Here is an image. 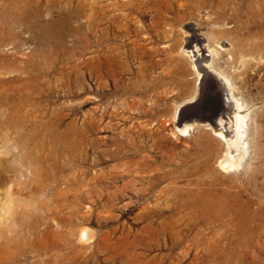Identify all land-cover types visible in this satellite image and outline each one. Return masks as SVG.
Returning a JSON list of instances; mask_svg holds the SVG:
<instances>
[{"label":"rangeland","instance_id":"rangeland-1","mask_svg":"<svg viewBox=\"0 0 264 264\" xmlns=\"http://www.w3.org/2000/svg\"><path fill=\"white\" fill-rule=\"evenodd\" d=\"M24 1L0 0V169L9 183L8 169L29 163L17 148L24 142L8 125L13 116L31 137L25 142L35 150L31 169L42 159L49 178L42 192L32 181L12 187L8 222L26 227L14 243H0L3 264H259L264 232H243L231 212L247 170H223L226 142L205 127L183 135L174 113L199 87L183 52L198 27L215 49L211 68L231 81L248 114L244 163L259 166L257 183L248 189L258 211L257 200L264 198V0H129L111 11L116 21L101 45V31L87 23L95 17V0ZM30 1L43 22L79 3L83 11L72 25L59 27L57 37L37 24L4 18L10 3ZM30 75L41 76L40 93L32 95L36 109L19 100ZM50 118L62 119V129L75 123L81 130L77 162L67 161L46 134ZM73 168L81 183L76 216V197L65 193L63 182ZM40 202L47 204L44 213ZM35 207L48 218L42 234L39 220L24 213ZM83 229L91 232L88 239H79Z\"/></svg>","mask_w":264,"mask_h":264},{"label":"bare ground","instance_id":"bare-ground-1","mask_svg":"<svg viewBox=\"0 0 264 264\" xmlns=\"http://www.w3.org/2000/svg\"><path fill=\"white\" fill-rule=\"evenodd\" d=\"M70 1H72V0H70ZM105 1H109V3L108 2L105 3ZM21 2H25V1L21 0ZM25 4H24V6H22L20 3H18V4L10 3L8 5V8L5 11L6 14H4V18L7 21H10V19L13 18V20H15L16 22H23V23H27L30 25L31 24L33 25V23L37 24L38 26L43 27L44 30H48V31L53 32L54 35H56V37L60 36L59 30H58L59 27H62V26L69 27L71 22H72V18L75 16H78L83 11V7L79 3L77 6L66 11L65 15L59 17L58 19H53V20H50L47 22H43L41 20V16H40L39 12L33 13L32 2L30 1L27 5H25ZM129 4H130L129 0L128 1H126V0H124V1L95 0V17L90 16L89 19L87 20V23L89 26L94 27V25H95V30L101 31V34L99 33L100 37H99V39H97L98 43H96V44L101 45V43L104 42L105 39L108 38L109 28L116 21V17H115V15H113L111 13V11H113L114 8L120 9L121 7H126ZM262 22L263 23L260 25V27H264V15H263ZM205 41H206V37L203 35V33L200 31V29L198 27H192V32L189 34L187 42H186L185 46L183 47V52L194 63V68L198 74L197 81H198L199 87L197 88L194 96L191 99H189V100L185 101L183 104L177 106L176 111L174 113V119L178 120V124H179L178 130L183 135H187L194 128L205 127L207 129H211L215 133V135L222 138L226 142V149H224L225 151H224V153L221 156L220 161H219V166L223 170H235V169L241 170L242 168L247 170V172L249 174V178L247 177L248 180L243 181L242 188H241V190H239L240 191L238 194L239 205H238V207H236V209L235 208L232 209L233 208L232 207L231 212L232 213L235 212V214H237V216L239 217L240 227H241V230L243 232H249L250 231L251 234H253V235L256 234L257 236H260L264 232V198L261 197L262 199L257 200L256 204H258V207H259V210L257 211L256 209L253 208V203H252L251 198H250V197H252V196H250L252 194L248 195V189L252 188L251 186H253L255 184L256 178L260 172L259 166L254 165L253 162H248L247 164L244 163L245 158H247L246 155L249 153V145H250L249 138H248V128H249L248 127L249 124L247 121L248 114L243 111V104L240 102V99L238 100V98H236L234 96V93L231 89L232 86L230 87V85H232L231 81L227 77L223 76L222 73L220 74L211 68V66H210L211 57H212V54L215 53V52L213 53V51L215 49L211 48L210 45H208L207 42H205ZM239 44L242 46L243 41H239ZM262 44L264 46V39L262 41ZM233 52L235 53L234 50H233ZM230 53H231V51H230ZM17 78H18V76H17ZM40 78H41V76L39 77L37 75L35 77H32L31 75L26 77L27 88L25 87L26 88L25 89L23 87L24 92L19 97L20 103L22 104L21 106H23V105L24 106L25 105H28V106L31 105L32 106L33 105V107L36 109V107H35L36 103L34 104L32 102V97H33L32 95L33 94L35 95V93H38V94L40 93V91L38 90L39 83L41 81ZM20 80H22V82H24V78L23 79L21 78ZM31 84H34L35 87H30ZM28 85H30V86L28 87ZM20 92H22V91H20ZM2 101H3V99H2ZM6 103H7V101H6ZM11 108H13V107H11ZM14 108H15V106H14ZM244 110H246V109H244ZM19 111H21V109ZM17 113H18V111H17ZM20 114H21V112H20ZM14 118H13V116L9 117L8 125L11 128V131L13 130L15 134H18L19 138L21 137L22 142H24V143H21V145H18L17 148H19L22 151V153L24 152L23 156L27 158L28 161L26 159L25 160L29 163H25L23 165L24 169H22V170H20V169L19 170L18 169H8V171L10 170L13 173V174L11 173L12 174L11 178L9 177V181H10L9 183H7L5 181L6 180L5 179V169H0V243L1 244H2V241H5L7 243H14L13 241L16 240L17 237H19V236L21 237V234H22L21 231L23 230V226L26 227L25 223H21V225L17 226V224H19V223H16V221H12L11 223L8 222L10 219H12L11 203L13 202V197H11V195L13 194L12 187H14V184L26 186L28 181H29V183H31L30 181H32L35 185H37L38 190H41V192H42L43 189L47 188L48 182H47L46 178L47 177L49 178V176L46 175L47 174L46 167L44 169V166H42V162H43L42 159L37 161L39 165L37 164V166H35L36 169L35 168L31 169L32 168L31 164L34 165V163L36 162L34 160V157H33V153L35 150L32 152V150L27 149V147L25 145V142L29 141L31 137L27 136L29 134L24 133L23 130H20V128H17L18 123H16L17 121H15ZM61 120L62 119L50 118L47 121H45L44 126L48 129V133H46V134L49 136L50 139H52L54 142L57 143L60 154L65 156V159H67V161L77 162V157L79 156V148H80V144H81V140H82L81 130L79 129L78 126L74 125L75 123L70 124L69 126L62 129L63 124H62ZM185 120H189L188 121L189 123H187V122L184 123ZM41 122H42V120H41ZM40 127H41V125H40ZM0 128L3 131L2 124H0ZM34 129H35V127H34ZM29 132L32 133V131H29ZM43 136H45V135H43ZM35 138H37V137H35ZM52 140H50V141L52 142ZM36 141H38V140H36ZM36 144L38 145L37 142H36ZM42 156H44V155L42 154ZM19 158H20V156H19ZM44 158H45V156H44ZM76 166H77V164H76ZM261 166H263V165H261ZM63 170H69V169H63ZM6 172H7V170H6ZM69 173H70V178H68L67 180L64 179L63 182H64V184L66 183V188H67L65 190V193H68L71 191L72 194L76 197L74 200V203L72 204L74 207V213L73 214L76 216L75 210H77V207H78V200H79L78 197L80 195L79 193H80V189H81V183H80V180L78 177L79 169H74V168L70 169ZM57 178L59 179V177H57ZM252 191H253V189H252ZM60 194H62V192ZM62 195H64L63 197H66L68 194H64V192H63ZM258 197H259V195H258ZM67 200H69V198ZM43 203L40 202V205ZM45 204L46 203H44L42 207H39V209L42 210V213L47 211V210H45L47 207V206L45 207ZM254 204H255V202H254ZM65 205H67V204H65ZM25 207H26V205H25ZM36 208L37 207H35L32 211L27 210L24 213H25V215H27L29 217L30 220H31L32 216H33V218L35 217L36 219L39 220L41 231L40 232L37 231V233L39 232L42 234V232L45 231L46 228H48L47 227L48 226V218L45 215H41V214H40L41 216H39L36 212L38 209H36ZM35 212H36V214H34ZM74 215L72 217H74ZM63 216H65V215H63ZM203 216L205 217L206 213ZM3 220H5V221L3 222ZM30 220H28V221H30ZM5 222L10 223V224L8 226L7 225L5 226L4 225ZM26 223H29V222H26ZM30 225H31V222L27 226L30 229L29 231H31L32 227H33V226L31 227ZM35 226H36V224H35ZM75 233H74V235H75ZM89 233L91 234V232H88V230H86V229L80 230V233H78L79 239H88L89 235H90ZM63 241L65 242V240H63ZM11 245H13V244H11ZM49 246H51V245H49ZM263 250H264V247H263ZM74 254H76V253L74 252ZM262 254L263 255H261V257H260L261 258L260 263L264 264V251ZM58 255L59 254H57V256ZM57 256H56V258H57ZM258 258H259V256H258ZM59 259H61V258H59ZM226 260L227 259L225 258V261ZM0 264H3L1 256H0Z\"/></svg>","mask_w":264,"mask_h":264}]
</instances>
